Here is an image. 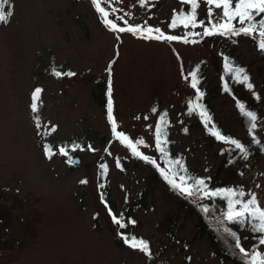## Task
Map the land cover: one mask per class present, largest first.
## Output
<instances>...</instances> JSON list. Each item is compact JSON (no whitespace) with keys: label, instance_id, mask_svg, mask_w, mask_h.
Returning <instances> with one entry per match:
<instances>
[{"label":"rangeland","instance_id":"374dc122","mask_svg":"<svg viewBox=\"0 0 264 264\" xmlns=\"http://www.w3.org/2000/svg\"><path fill=\"white\" fill-rule=\"evenodd\" d=\"M11 1L13 15L0 23V264H235L214 255L208 236L196 235L197 217L185 209L181 196L116 138L108 115L109 87L116 130L133 142L143 140L138 151L161 163L155 129L166 108L174 149L194 170L238 184L264 204V156L239 173V161L226 163L229 142L207 131L197 109L188 112L197 91L189 74L204 57L219 123L245 136L236 97L219 89L220 48L235 42L259 97L244 89L237 93L259 109L264 143V50L258 33L204 35L225 20L222 9L206 0H198L195 26L176 28L170 27L172 19L192 12L185 0L143 5L101 0L107 18L118 26L158 28L186 37L187 43L114 31L93 0ZM232 24L247 26L238 19ZM68 72L75 75H63ZM37 88L42 91L33 101ZM72 137L75 144L61 143ZM75 156L80 161L69 163ZM102 160L108 169L106 191L99 181ZM121 228L148 238L152 252L132 248Z\"/></svg>","mask_w":264,"mask_h":264},{"label":"trees","instance_id":"16d2710c","mask_svg":"<svg viewBox=\"0 0 264 264\" xmlns=\"http://www.w3.org/2000/svg\"><path fill=\"white\" fill-rule=\"evenodd\" d=\"M10 8L13 12L14 8L12 1ZM261 18H264V15L256 17L257 20ZM220 50L223 55V68L222 81L219 89L223 94L233 95L236 97V104L242 125L246 130L245 136L232 134L231 132L226 131L219 123L211 103L212 90L206 83L207 59L204 57L195 62L191 70V72H197V91L192 101L189 102L188 112L189 114H193L195 112V110H191L194 103L200 105V108H197L199 112L201 110H206L208 116L211 117L208 124H205L207 131L211 132L209 129L213 128L221 135L228 138L227 141L229 143L225 148L227 158L226 163L230 165L239 161L238 171L239 173H244L251 167L257 158L264 156V143L260 135L262 117L259 113V109L253 106L250 100L239 95L237 90L244 89L251 91L256 99H258L259 94L256 90V84L250 66L243 62L238 55L237 44L235 42L224 43ZM226 64H229L232 69H244V73L249 79L247 81H243L241 77L240 80H237L234 71H229ZM249 83L252 85V88L247 86ZM225 84H227V91L225 90ZM200 93H203V95L201 96ZM241 104L244 105V112L251 111L255 114V121H251L249 117L244 115L239 107ZM161 117L164 118L163 121H161ZM169 121V111L166 108L161 109L156 122V129L160 128L163 133L161 136V146L164 148V152L162 153L156 147L158 153L160 154L161 163L156 160L155 163H151L146 160V163L152 169L155 177L161 179L168 186L170 191L181 196L182 204L185 209L196 215V235L208 236L213 246L214 255L218 256L221 260H232L235 264H251V257L254 253L259 252L264 255V246L259 242L261 236H264V234L254 232L250 222L240 224L235 221H229L225 218V214L228 211L229 198L227 196L223 194L218 196H204L202 191L198 192L195 188H193V195L191 196L182 194L179 188L174 187L173 184L169 183L168 179H165V174H167L170 179L174 180L176 184L184 187L194 185L195 180L203 179L207 185V189H205L207 191L232 189L234 190V195L231 198L234 200L239 199L241 201H247L254 193L247 194L238 184L227 183L225 181H215L210 176L201 174L194 170L188 164L184 153L174 149V139L171 135ZM252 123L256 124L255 128L251 127ZM233 139L243 145L245 150L244 152L236 148L235 145L231 143V140ZM75 142L76 140L74 137L61 141L62 144H75ZM173 161H179V163H173ZM101 165L106 166L103 160L101 161ZM161 169L164 170L163 173ZM107 172V167L102 168L100 166L99 181L102 190L107 185ZM180 177L184 178L183 182L180 180ZM107 188L108 186H106L105 191ZM255 196L260 206L264 207V204L260 202L256 194ZM237 207H239V205H237ZM205 208L207 211L204 210ZM226 228L230 229L231 232L236 233V236L239 237L240 240V247H242L245 252H241L240 248L236 246V240L229 234V232L225 231ZM120 231L125 240L126 238L135 237L137 240L142 239L148 242L149 250L152 252L151 241L148 238L124 228H121ZM245 253H247V255H245Z\"/></svg>","mask_w":264,"mask_h":264},{"label":"snow or ice","instance_id":"6c2138e0","mask_svg":"<svg viewBox=\"0 0 264 264\" xmlns=\"http://www.w3.org/2000/svg\"><path fill=\"white\" fill-rule=\"evenodd\" d=\"M185 2L189 3L192 8V12L190 14H184L179 13L177 14L171 21L170 27L176 28L178 25H183L184 27H188L189 25L195 26L197 23L196 19V8L199 6L198 0H185ZM139 3L141 5L146 3V0H139ZM206 3L208 5H215L216 8L222 9L223 17L225 18L223 23L220 24H213L211 28H208L205 30L204 35H212V34H223V35H256L258 33L259 36V48L261 50H264V18H261L259 20L256 19L257 16L264 15V0H235V4H233V0H206ZM11 0H0V23H7L11 16L13 15V12L10 8ZM93 4L95 5L96 9L105 17L104 23L109 26L114 31L119 32H132L137 33L140 35H143L146 39L154 38L156 40H179L184 39V41L187 43L188 40L186 37H178L174 35H165L160 29L156 28L153 29L151 27H142V26H128V27H120L118 26L113 20L108 19L109 11L106 10L105 7L101 6V0H93ZM115 10V9H113ZM212 13V8L209 7V15ZM123 19V17H121ZM238 19L241 24H247L246 27H240L235 28L232 24L233 20ZM127 23V22H125ZM203 23V22H199ZM153 33H156V35H153ZM195 42V41H193ZM226 67L229 68V71H234L235 77L237 80H240L241 77L243 81H247L249 78L244 73V69L242 68H236L232 69L229 64H226ZM110 71V69H109ZM57 76L62 75L60 72L55 73ZM63 75L68 76H74L75 73L68 72L63 73ZM191 77V87L196 88L197 87V72L193 71L190 74ZM187 80L188 77H185ZM249 88H252V85L249 83L247 85ZM225 90L227 91V84H225ZM42 89L37 88L33 93V101H36L41 93ZM202 96L203 93H200ZM33 111L37 110V104L33 102L31 105ZM241 111L250 118L251 121H255L256 116L253 112L248 111L244 112V105L241 104L240 106ZM197 108H200V105L193 104V108L191 110H196ZM155 111V109H153ZM108 115L109 119L112 124V131L115 134L116 138L120 140L122 143H125L133 152L134 155L141 157L144 160L150 161L151 163H155V160H152L150 157L144 155L140 151H138L137 144H143L144 141L140 140L137 142H133L125 133L117 131V124L115 119L112 116V100H111V87H109V100H108ZM200 116L204 120L205 124L207 125L210 121L211 117L208 116L206 110L200 111ZM163 117H161V121H163ZM252 128L256 127L255 123L251 124ZM54 130V129H53ZM209 131L212 132L214 136H216L220 140H227L228 138L221 135L218 131L215 129H209ZM163 133L161 132L160 128L156 129V147L163 153L164 148L161 146V136ZM231 143L235 145L236 148L240 149L242 152H244V147L236 140H231ZM78 147V145L73 146ZM60 153L63 155H67V151L64 148H61ZM47 154L49 155V158L52 155L51 148L47 149ZM69 163H72L71 160L68 161ZM173 163H179V161H173ZM102 168H105L106 166L101 165ZM162 173L164 172L163 169H161ZM165 179L169 180L170 184H173L174 187L179 188L182 194H187L188 196L193 195V188L196 189V191H202L204 196H218V195H225L228 199V211L225 214V218L229 221H235L240 224H244L245 222H250L252 230L254 232H259L261 234H264V207H261L259 202L256 199L255 194H252L251 198L247 201H241L239 199H232L231 197L234 195V190L232 189H225L220 191H207V185L205 184V181L203 179L195 180L194 185L191 186H181L179 184H176L174 180L170 179L167 174H165ZM180 180L183 182L184 178L180 177ZM81 183H86V181H81ZM242 195V193H241ZM239 205V207H237ZM207 211V209H204ZM109 212L111 210L109 209ZM113 221L117 225L124 226L122 223V220L117 219L115 215L112 216ZM131 223H135V221H132ZM226 232H229V234L236 240V246L240 248L241 252H245V250L240 247V240L239 237L236 236V233L231 232L230 229H225ZM126 242L130 244V246L134 249H139L144 253L150 254L149 245L148 242L144 240H137L135 237L133 238H126ZM260 244H264V236H261L259 240ZM247 255V253H245ZM251 264H264V255H262L259 252H256L251 257Z\"/></svg>","mask_w":264,"mask_h":264},{"label":"water","instance_id":"95a60500","mask_svg":"<svg viewBox=\"0 0 264 264\" xmlns=\"http://www.w3.org/2000/svg\"><path fill=\"white\" fill-rule=\"evenodd\" d=\"M71 161L72 162H79L80 161V157L79 156H75L74 158H72Z\"/></svg>","mask_w":264,"mask_h":264}]
</instances>
